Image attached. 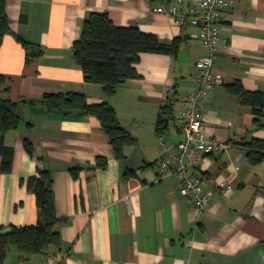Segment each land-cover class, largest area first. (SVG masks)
<instances>
[{
	"label": "crops",
	"instance_id": "0c3cea01",
	"mask_svg": "<svg viewBox=\"0 0 264 264\" xmlns=\"http://www.w3.org/2000/svg\"><path fill=\"white\" fill-rule=\"evenodd\" d=\"M197 5L201 0H182ZM162 3L149 0H6L11 34L0 50V74L7 78L1 98L20 102L21 123L4 137L13 149L12 170L1 172L0 226L24 229L38 224L35 199L25 181L40 169L50 171L62 240L58 253L24 258L14 247L4 264H264V161L253 165L245 145L264 141L256 116L231 95L240 82L249 92H264V0H230L221 14L214 71L223 77L204 110V130L233 145L217 156H203L190 172L211 193L197 211L173 177L157 180L159 161L175 155L184 139L186 97L196 89L198 59L207 54L198 28L156 14ZM92 12L109 15L114 26L136 27L160 41H181L176 58L143 53L139 79L113 96L85 82L72 58L83 21ZM16 36L38 46L42 55L26 63ZM77 92L88 104L114 107L120 126L134 139L115 158L94 117L69 110L49 113L45 94ZM162 123V126H161ZM163 128L162 134L157 128ZM33 145V157L24 141ZM97 158L106 168L88 170ZM83 167L77 179L69 169ZM126 170L134 176L125 178ZM230 183L232 189L224 191Z\"/></svg>",
	"mask_w": 264,
	"mask_h": 264
},
{
	"label": "trees",
	"instance_id": "16d2710c",
	"mask_svg": "<svg viewBox=\"0 0 264 264\" xmlns=\"http://www.w3.org/2000/svg\"><path fill=\"white\" fill-rule=\"evenodd\" d=\"M174 0H149L150 3H170ZM11 34L6 13V0H0V50L5 36ZM17 41L26 51V63L42 55L41 49L16 36ZM181 41L174 39L170 43L162 42L156 35L141 32L136 27L121 28L114 26L109 15L104 12H92L83 21L80 37L72 46V58L81 69L85 82L99 85L107 96H113L117 90L129 81L139 79L136 65L143 53L168 55L176 58ZM7 78L0 74V154L1 172L9 174L12 170L13 149L5 147L4 137L18 129L21 123L20 102L1 98ZM228 92L239 103L251 109L256 116L254 125L264 128V92L246 91L240 82L227 86ZM42 104L49 113L62 114L74 110L83 116L96 118L112 147L115 158L125 159L124 150L134 143L133 137L123 129L117 119L113 106L104 102L88 104L85 95L77 92L45 94ZM162 126V123H161ZM160 125L157 132L162 134ZM24 149L33 157L32 143L24 141ZM248 161L257 165L264 161V141L252 140L245 145ZM107 161L97 158L95 165L88 170L106 168ZM83 167L69 169L73 179H77ZM133 170H126L124 177L134 176ZM27 191L33 195L38 211V224L33 227L10 228L8 234H0V264H4L12 247L24 258L37 255L58 253L62 250V240L56 226L61 222L57 217L53 177L48 170H38L35 176L25 181ZM3 228L0 226V231Z\"/></svg>",
	"mask_w": 264,
	"mask_h": 264
},
{
	"label": "built area",
	"instance_id": "2783aa9c",
	"mask_svg": "<svg viewBox=\"0 0 264 264\" xmlns=\"http://www.w3.org/2000/svg\"><path fill=\"white\" fill-rule=\"evenodd\" d=\"M229 3L230 0H201L197 5H187L182 0H174L155 9L156 14L169 15L176 23L197 27V38L207 51L196 63L193 75L196 89L186 97L184 139L175 145L174 156L159 161L157 165V180L173 176L197 211L209 205L212 195L204 191L201 179L190 172L192 163L233 147L209 138L204 130L205 105L215 87L223 81V77L214 71V59L219 51L221 14ZM223 188L229 192L232 186L227 183Z\"/></svg>",
	"mask_w": 264,
	"mask_h": 264
},
{
	"label": "water",
	"instance_id": "95a60500",
	"mask_svg": "<svg viewBox=\"0 0 264 264\" xmlns=\"http://www.w3.org/2000/svg\"><path fill=\"white\" fill-rule=\"evenodd\" d=\"M11 229L10 228H5L2 231H0V234H8L10 233Z\"/></svg>",
	"mask_w": 264,
	"mask_h": 264
}]
</instances>
